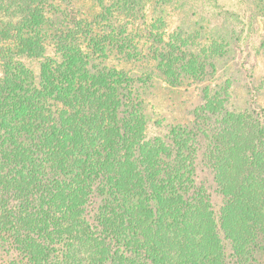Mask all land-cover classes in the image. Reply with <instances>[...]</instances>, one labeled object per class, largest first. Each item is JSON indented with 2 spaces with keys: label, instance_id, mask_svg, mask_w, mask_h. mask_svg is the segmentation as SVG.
Masks as SVG:
<instances>
[{
  "label": "trees",
  "instance_id": "trees-1",
  "mask_svg": "<svg viewBox=\"0 0 264 264\" xmlns=\"http://www.w3.org/2000/svg\"><path fill=\"white\" fill-rule=\"evenodd\" d=\"M145 1L0 0V264H264V117L216 90L151 134L153 71L203 68Z\"/></svg>",
  "mask_w": 264,
  "mask_h": 264
},
{
  "label": "rangeland",
  "instance_id": "rangeland-1",
  "mask_svg": "<svg viewBox=\"0 0 264 264\" xmlns=\"http://www.w3.org/2000/svg\"><path fill=\"white\" fill-rule=\"evenodd\" d=\"M146 1L144 7L147 20L161 19L167 23L164 38L166 42L176 44V36L180 32L186 31L187 34L193 35L187 47L180 49L184 51L186 59H193L199 65L201 63L203 68L202 74H179L175 79L164 76L159 70L153 71L152 87L146 92L152 98L151 104L154 106L151 134L165 135L174 126H191L194 111L204 104L206 95L213 94L216 90L228 92V110H255L264 117V2ZM242 9L252 14L251 19L255 25L249 37L245 36V32L242 33L245 25L240 22V18L234 20V16L228 17L224 13L226 10L239 13ZM225 19H229L233 25L224 26ZM228 28L237 32L239 41L236 43L229 39L225 54L216 56L211 53L210 44L220 40L228 32ZM200 179L210 183L212 177L204 172L200 174ZM214 200L220 204L218 196H215Z\"/></svg>",
  "mask_w": 264,
  "mask_h": 264
}]
</instances>
